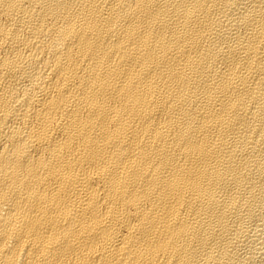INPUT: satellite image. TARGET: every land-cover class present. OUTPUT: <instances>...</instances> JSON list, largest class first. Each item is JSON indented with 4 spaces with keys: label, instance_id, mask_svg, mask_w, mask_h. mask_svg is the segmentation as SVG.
<instances>
[{
    "label": "bare ground",
    "instance_id": "1",
    "mask_svg": "<svg viewBox=\"0 0 264 264\" xmlns=\"http://www.w3.org/2000/svg\"><path fill=\"white\" fill-rule=\"evenodd\" d=\"M0 264H264V0H0Z\"/></svg>",
    "mask_w": 264,
    "mask_h": 264
}]
</instances>
